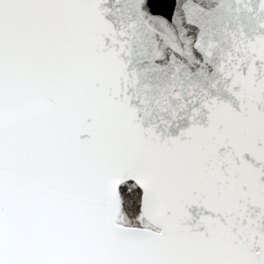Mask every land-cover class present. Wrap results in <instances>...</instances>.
Instances as JSON below:
<instances>
[{"label":"snow or ice","instance_id":"obj_1","mask_svg":"<svg viewBox=\"0 0 264 264\" xmlns=\"http://www.w3.org/2000/svg\"><path fill=\"white\" fill-rule=\"evenodd\" d=\"M0 264H264V0H0Z\"/></svg>","mask_w":264,"mask_h":264}]
</instances>
